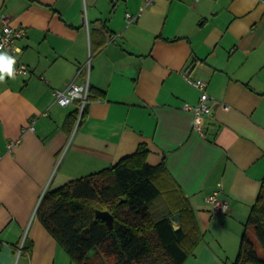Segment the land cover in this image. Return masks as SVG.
I'll return each instance as SVG.
<instances>
[{
    "label": "crops",
    "instance_id": "crops-1",
    "mask_svg": "<svg viewBox=\"0 0 264 264\" xmlns=\"http://www.w3.org/2000/svg\"><path fill=\"white\" fill-rule=\"evenodd\" d=\"M142 4L0 0V27L6 15L26 29L10 56L30 70L0 82V264H78L36 206L46 190L109 167L142 142L195 211L201 238L185 264L235 262L264 179V3L153 0L128 23L126 13ZM185 74L208 84L212 112L199 130L184 103L198 104L201 90ZM88 75L78 124V101L62 106L54 90ZM214 190L229 203L224 215L209 211Z\"/></svg>",
    "mask_w": 264,
    "mask_h": 264
},
{
    "label": "trees",
    "instance_id": "trees-1",
    "mask_svg": "<svg viewBox=\"0 0 264 264\" xmlns=\"http://www.w3.org/2000/svg\"><path fill=\"white\" fill-rule=\"evenodd\" d=\"M148 153L142 142L115 164L44 193L37 214L78 264H185L199 243L190 201L165 161L151 164ZM97 209L112 214V227L96 216ZM178 212L176 226L171 217ZM233 264H264V179Z\"/></svg>",
    "mask_w": 264,
    "mask_h": 264
},
{
    "label": "built area",
    "instance_id": "built-area-1",
    "mask_svg": "<svg viewBox=\"0 0 264 264\" xmlns=\"http://www.w3.org/2000/svg\"><path fill=\"white\" fill-rule=\"evenodd\" d=\"M153 0H143V4L140 6L139 12L131 13L127 12L126 17L128 23H132L138 19L142 11L152 3ZM264 3V0H259ZM4 23L0 27V51L6 52L8 55L14 54L17 52L16 41L26 35L25 28H15L9 22L6 15H3ZM84 67L90 72L91 70V57L87 60ZM16 75L17 74H29L30 70L26 64L19 63L16 67ZM188 82L196 86L201 90V95L198 104L192 105L188 102L184 103V109L191 110L195 114V128L199 130L201 127V123L206 115L211 114L212 107L209 103V94L207 91V82L201 78H191L189 75L185 74ZM91 95V83L89 75L87 78L78 83L76 81L70 82L63 89H55L54 96L56 102H58L62 106H67L75 101H78V124L81 122L82 116L86 112L87 105L90 100ZM228 108V106H224ZM31 124L27 127L29 129H34V120L30 122ZM41 201V200H40ZM207 201L210 205V213L213 215H224L229 210V203L222 197L220 190H214L207 198ZM40 203V202H39ZM38 205L36 206V213L38 209ZM26 234L22 240V246L25 242Z\"/></svg>",
    "mask_w": 264,
    "mask_h": 264
},
{
    "label": "clouds",
    "instance_id": "clouds-1",
    "mask_svg": "<svg viewBox=\"0 0 264 264\" xmlns=\"http://www.w3.org/2000/svg\"><path fill=\"white\" fill-rule=\"evenodd\" d=\"M17 51H19V49H17ZM15 64V57L8 55L4 51H0V82H3L5 77L15 79Z\"/></svg>",
    "mask_w": 264,
    "mask_h": 264
},
{
    "label": "water",
    "instance_id": "water-1",
    "mask_svg": "<svg viewBox=\"0 0 264 264\" xmlns=\"http://www.w3.org/2000/svg\"><path fill=\"white\" fill-rule=\"evenodd\" d=\"M96 216L105 219L110 227L113 226V216L109 211L97 209ZM171 219L174 222V224L178 226L180 223V213L179 212L176 213L171 217Z\"/></svg>",
    "mask_w": 264,
    "mask_h": 264
},
{
    "label": "rangeland",
    "instance_id": "rangeland-1",
    "mask_svg": "<svg viewBox=\"0 0 264 264\" xmlns=\"http://www.w3.org/2000/svg\"><path fill=\"white\" fill-rule=\"evenodd\" d=\"M257 242V244H258V250L260 251V253H262L263 254V251H262V248H261V245L259 244V242L258 241H256ZM98 263L99 262H101L102 263V261H103V258L101 257V256H98L96 259H95ZM95 261V262H96ZM104 262V261H103Z\"/></svg>",
    "mask_w": 264,
    "mask_h": 264
}]
</instances>
